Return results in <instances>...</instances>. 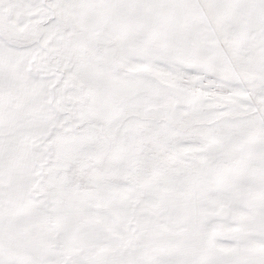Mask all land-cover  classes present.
<instances>
[{
    "label": "snow or ice",
    "instance_id": "snow-or-ice-1",
    "mask_svg": "<svg viewBox=\"0 0 264 264\" xmlns=\"http://www.w3.org/2000/svg\"><path fill=\"white\" fill-rule=\"evenodd\" d=\"M0 264H264V0H0Z\"/></svg>",
    "mask_w": 264,
    "mask_h": 264
}]
</instances>
